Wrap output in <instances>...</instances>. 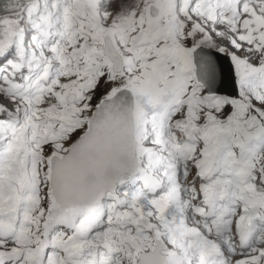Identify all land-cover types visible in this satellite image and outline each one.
I'll use <instances>...</instances> for the list:
<instances>
[{
    "label": "snow or ice",
    "instance_id": "6c2138e0",
    "mask_svg": "<svg viewBox=\"0 0 264 264\" xmlns=\"http://www.w3.org/2000/svg\"><path fill=\"white\" fill-rule=\"evenodd\" d=\"M0 264H264V0H0Z\"/></svg>",
    "mask_w": 264,
    "mask_h": 264
}]
</instances>
